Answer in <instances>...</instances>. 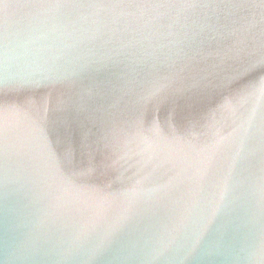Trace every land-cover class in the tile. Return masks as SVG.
Returning <instances> with one entry per match:
<instances>
[{"label":"water","instance_id":"obj_1","mask_svg":"<svg viewBox=\"0 0 264 264\" xmlns=\"http://www.w3.org/2000/svg\"><path fill=\"white\" fill-rule=\"evenodd\" d=\"M0 264H264V0H0Z\"/></svg>","mask_w":264,"mask_h":264}]
</instances>
